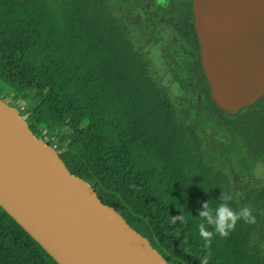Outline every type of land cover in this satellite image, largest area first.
Masks as SVG:
<instances>
[{"label":"trees","instance_id":"obj_1","mask_svg":"<svg viewBox=\"0 0 264 264\" xmlns=\"http://www.w3.org/2000/svg\"><path fill=\"white\" fill-rule=\"evenodd\" d=\"M134 4L198 45L192 12L164 16L148 0H0V82L23 97L21 115L36 136H50L69 170L170 264L205 255L208 264H264V176L247 186L234 179L264 161V96L231 115L212 99L200 60L184 63L181 85L204 104L180 100L181 119L126 18ZM209 127L230 137L222 150L233 163L211 147ZM222 191L234 210L251 205L256 223L241 220L205 248L197 215ZM180 208L188 222L172 224ZM0 264L60 263L0 204Z\"/></svg>","mask_w":264,"mask_h":264},{"label":"water","instance_id":"obj_2","mask_svg":"<svg viewBox=\"0 0 264 264\" xmlns=\"http://www.w3.org/2000/svg\"><path fill=\"white\" fill-rule=\"evenodd\" d=\"M202 65L231 115L264 96V0H194ZM0 204L60 264H170L0 97Z\"/></svg>","mask_w":264,"mask_h":264},{"label":"rangeland","instance_id":"obj_3","mask_svg":"<svg viewBox=\"0 0 264 264\" xmlns=\"http://www.w3.org/2000/svg\"><path fill=\"white\" fill-rule=\"evenodd\" d=\"M159 2L160 0H155ZM168 3V0L165 1ZM136 10V13L134 11ZM129 17L133 20L135 24H137L141 19L144 18V10L140 9L139 7H130L129 8ZM163 32L165 33V37L167 40L170 42L174 41L175 38L172 37L171 32H169L167 29H165L163 26H159ZM140 29V28H139ZM147 32L149 33V40L151 43L155 44L160 38L163 39L164 36L159 35L156 30H154V27L151 25L147 26ZM139 36H142L138 34ZM140 39V38H139ZM166 42V41H165ZM145 44V43H144ZM150 44L146 45H141L144 48H148ZM156 46V47H155ZM154 48L152 49V52L150 54V58L155 61L156 63V70L159 73V79L161 80L163 86L169 89L170 93L172 96L176 99H178V107L179 109V115L180 117L182 116L185 118V116L181 113V108H183V104L180 100L183 99H188L190 104H195V105H201V100L200 97H194L191 93L187 92L184 90L180 84V81L175 77L173 74L172 70L165 69L164 64L165 62L171 57L172 55L176 56L175 51L172 49V45L168 44V51L170 56L167 54L166 49L161 46V45H155ZM176 50V49H175ZM181 65H183L181 63ZM167 66L170 67L171 69L175 68L170 63H167ZM180 66V65H179ZM15 92L11 89H8L7 85L3 84L0 82V97L4 100V102L12 107H16L21 110L24 109L26 103L23 97H18L14 96ZM181 117V119H182ZM208 139L209 142L211 143V147L214 148L215 150L218 149L220 151V156L221 159H223V162H226L228 164L233 163V160L229 158L225 152H223L222 147L227 145V141L230 140L229 136H223V132L221 130H217L214 127H209L208 128ZM45 140H51L50 136L45 137ZM227 147L232 148L231 145H228ZM226 147V148H227ZM242 168V167H241ZM249 168V167H248ZM247 168V169H248ZM245 169V168H242ZM250 170V169H248ZM246 171L244 170L243 173L237 172L234 174V179L239 182L243 186H247L248 183H256L258 184L259 181L264 176V161L258 162L254 168L253 171ZM239 171V169H238Z\"/></svg>","mask_w":264,"mask_h":264},{"label":"flooded vegetation","instance_id":"obj_4","mask_svg":"<svg viewBox=\"0 0 264 264\" xmlns=\"http://www.w3.org/2000/svg\"><path fill=\"white\" fill-rule=\"evenodd\" d=\"M148 1L151 4L156 5V8L158 9V11L161 12L160 14L164 15V16H168L171 12H173V11L176 12L177 10H180V9L187 10L189 13L192 12L191 19H192V23H193L194 28H195V24H194V18H195L194 0H168V3L165 2L166 0H160L159 2H157L155 0H148ZM130 7H139L140 9H143V10H144V8H142L138 4H134L132 6H129L126 9L125 13H126V18H128L130 21H132V24L134 25L135 31L137 32V34L142 35V36H140L142 38L141 45L144 46L146 44H150L148 48H144L142 46V48L149 51V58H150V54L152 52V49L154 48L155 45L163 46L166 49L167 54L170 56L169 51H168V47H169L168 44L172 45L173 46L172 49L175 51L176 56L172 55L171 57H169V59L165 62L163 67H165V69L172 70L175 77L180 81V84H181V78H182V76H184V73L182 71L183 65H181V63L184 64V63L198 62V60H200L201 67L203 69L202 54H201V48H200V42H199L198 35H197L198 45L196 44V46H194V48H192L191 46L187 45L186 42L183 41L180 37H178L176 35L175 31L171 27H169L168 25H166L163 22L155 21L154 15L153 14H152L153 16L150 15L145 10H144V18L141 19L137 24H135L133 22V20L129 17V15H130L129 8ZM134 13H136V10L134 11ZM151 24L154 27V30H156V32L159 35L164 36L163 39L160 38L155 44L148 42V40H149L148 34L149 33L147 32V26L151 25ZM160 25L163 26L165 29H167L169 32H171L172 37L175 38L174 41L170 42L169 40L166 39L165 33L159 27ZM195 32H196V29H195ZM196 34H197V32H196ZM167 63L172 64L173 66H175V68L171 69L170 67L167 66ZM155 70H156V63H155ZM203 71H204V69H203ZM157 73H158V71H157ZM204 74H205V71H204ZM205 76H206V74H205ZM206 79H207V76H206ZM207 82L209 84L208 79H207ZM182 88L184 90H186L183 86H182ZM209 88H210V84H209ZM186 91L191 93L194 97H200V100L202 103H201V105H196V106H200V108H202L201 106L204 104L203 95L200 92L192 93L191 91H188V90H186ZM210 94H211V89H210ZM211 97H212V95H211ZM193 105H195V104H193Z\"/></svg>","mask_w":264,"mask_h":264},{"label":"clouds","instance_id":"obj_5","mask_svg":"<svg viewBox=\"0 0 264 264\" xmlns=\"http://www.w3.org/2000/svg\"><path fill=\"white\" fill-rule=\"evenodd\" d=\"M232 199L231 194L222 191L220 203L213 208L210 201L203 203L199 210L198 217L200 223L198 224V234L204 242L205 248H210L211 242L215 236L228 237L232 231L235 230L239 221L243 220L245 223H256V217L253 215L252 206L245 205L244 207L234 210L228 203ZM182 211L183 208H180ZM189 217L186 216L185 211L182 215H172L170 222L175 224L177 220L181 224H186ZM175 235L179 237V230H176ZM209 255L201 258L200 264H208Z\"/></svg>","mask_w":264,"mask_h":264}]
</instances>
